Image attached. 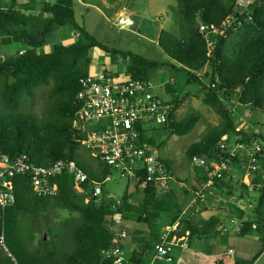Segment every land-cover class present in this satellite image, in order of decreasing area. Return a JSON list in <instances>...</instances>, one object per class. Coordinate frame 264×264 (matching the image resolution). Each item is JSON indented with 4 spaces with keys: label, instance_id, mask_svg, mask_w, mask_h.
<instances>
[{
    "label": "trees",
    "instance_id": "trees-1",
    "mask_svg": "<svg viewBox=\"0 0 264 264\" xmlns=\"http://www.w3.org/2000/svg\"><path fill=\"white\" fill-rule=\"evenodd\" d=\"M176 2L178 35L162 30L158 43L168 57L166 63L114 49L97 41L76 22L74 0L43 3L41 9L48 20L34 31L28 30L32 22L29 13L0 2V44L26 45L25 50L17 51L0 62V153L12 158L25 155L30 164L44 167L58 160L75 161L89 178L82 185L84 192H78L74 189L73 176L64 172L52 179L58 187V194L39 197L33 189L30 172L17 174L12 180L15 201L8 202L4 207L0 205V234L4 232L8 248L5 251L0 247V264H110L103 258L102 252L115 240V234L110 229L111 215L118 211L122 217L132 215L139 222L150 223L161 212L168 211L164 199H157L158 191L154 184L144 179L132 184L129 181L125 193L119 198L109 196L104 179L110 175V168L101 165L89 149V158L98 160L100 169L78 158L83 136L80 130L73 127L81 108L77 96L82 88L80 79L93 75L90 72V53L94 49L129 58V78L149 82V71L164 64L185 72L187 82L200 87L204 103L216 109L223 124L221 128L210 131L202 142L188 148L190 159L195 155L209 160L217 157L220 152L218 145L229 132H234L240 143L258 142L259 148L253 151L260 161V168L252 179L253 188L259 194L258 204L253 210L255 220L241 223L238 235L247 236L255 232L264 247V145L259 143L260 134L236 127L233 110L230 109L231 103L236 101L241 106L264 111V0ZM230 16L241 20V25L235 30L224 28L223 24ZM200 23L214 25L224 33L212 34L207 39L199 31ZM66 25L80 32L85 42L56 45L51 52L39 53L38 49L46 44L47 38ZM209 42L214 45L211 51ZM10 77L15 80L12 85L9 84ZM44 85L49 86L46 95L50 103L43 116L21 111L23 99L34 98L36 89ZM180 105L178 100L174 103L163 127L172 135L184 136L192 132L199 117L190 114L180 121L176 120L175 112ZM141 138L142 142L154 145L152 137L142 134ZM240 162L236 156L230 165ZM166 164L171 171L170 162ZM201 173L199 184L206 179ZM222 180L211 186L210 195L214 189H219ZM94 183H103L102 194L97 200L90 198V186ZM241 184L248 189L247 184ZM131 188L140 197L137 201ZM226 195L227 204L243 213L246 202L231 191H227ZM117 199L121 200V205L114 209ZM55 208L77 212L79 217L62 223V230L58 229L61 232L48 229L56 241L46 240L45 234L36 239L39 230L34 227L35 224L44 213ZM182 222L188 225L189 221ZM212 222V219L207 221L201 229L189 227L190 236L212 233L215 228ZM185 236L186 233H177L176 238L182 240ZM156 237L155 241H159ZM143 256L134 251L127 256V262L149 264Z\"/></svg>",
    "mask_w": 264,
    "mask_h": 264
},
{
    "label": "built area",
    "instance_id": "built-area-1",
    "mask_svg": "<svg viewBox=\"0 0 264 264\" xmlns=\"http://www.w3.org/2000/svg\"><path fill=\"white\" fill-rule=\"evenodd\" d=\"M121 26L134 24L130 17H121L118 20ZM224 28L235 30L241 25V20L230 16L223 24ZM199 31L209 39L212 34L224 32L214 25L200 23ZM214 45L209 42V50ZM81 90L77 98L81 103L78 118L73 127L82 132V145L91 150L99 159L101 165L110 169H119L123 176L133 182L145 180L153 183L157 191H165L170 187L173 175L167 164L155 151V148L142 142L141 135H145L146 129L151 131L155 126L164 125L172 107L165 103L151 90L149 82L143 79L128 78L122 80L112 75L99 73L90 77L81 78ZM226 138V137H225ZM223 138V141L225 140ZM237 138V146L230 152L222 141L218 147L220 152L212 160L200 155L192 157L196 167L202 170L205 181L195 191L193 205L206 201L210 194L211 186L223 179L225 173L231 168V161L236 157L235 150L242 148L249 152L247 160V172L255 174L260 168V161L254 155V150L259 148L258 142L240 143ZM30 172L32 186L39 197H54L58 194V187L52 183L53 177L68 172L73 176L74 189L84 192L82 185L89 178L75 161L58 160L50 166H35L29 163L25 155L10 157L0 153V205L4 207L8 202L15 201L13 192V178L20 173ZM108 175L104 182L110 181ZM103 183H94L90 186V198L96 200L102 194ZM121 200H116L117 209ZM110 229L122 222V215L116 211L110 217ZM114 244L102 252L103 258L110 264H128L127 254L123 249V239L126 231L117 233ZM0 247L5 251L4 232L0 234ZM156 260H171L170 252L172 244L164 238L154 245ZM233 254V250H229Z\"/></svg>",
    "mask_w": 264,
    "mask_h": 264
},
{
    "label": "rangeland",
    "instance_id": "rangeland-1",
    "mask_svg": "<svg viewBox=\"0 0 264 264\" xmlns=\"http://www.w3.org/2000/svg\"><path fill=\"white\" fill-rule=\"evenodd\" d=\"M166 1L167 6L164 7V10L167 12L176 10L178 6L176 0ZM240 4L241 2L239 5ZM146 11V9L142 11L144 15L138 11L136 13L137 20L143 19L146 21L147 18H149L148 15L145 14ZM152 25L154 26V22H152ZM40 26L42 25L39 24L37 28ZM68 26L69 25L64 26L63 30L48 40L47 44H45L43 47H40L38 52H45L44 49L51 51L52 48L50 46L58 39L60 35L64 33V31H66ZM150 31L151 29H149V34L152 33V31ZM169 32L173 35H178L177 27L173 28L170 26ZM140 40L143 43H147V51L145 52L146 56L143 57L150 60L159 61L161 63H166L168 61L167 55L161 50L159 44L156 41L154 43H149L142 37H140ZM19 48L23 50L26 48V45L21 43L12 45L0 44V62L10 56H13L15 52L19 50ZM144 48L145 46L143 44H141L139 47V49ZM148 80L153 93L158 95L171 107L177 100L180 101L181 105L175 112L176 120L180 121L190 114H196L199 117L192 132L184 136L170 134L164 129V125L155 126L151 131H149L150 129H146L145 131L146 137H152L155 140L153 147L155 148L156 154L162 160L170 162L173 173L182 182H185L183 185L179 186L188 187L193 181L194 174L200 171V169L196 168V163L188 156V148L194 143L202 142L210 131L221 128L223 119L217 113L216 109L204 103V93L200 87L197 84H189L187 82L188 77L185 72L173 70L167 65L161 64L156 69L149 71ZM48 89L49 86L45 85L37 88L34 98L23 99L20 110L23 112L32 111L34 114L43 116L48 104L50 103V100L46 95ZM231 104L232 105L230 106V109L233 110V121L236 127L246 132H256L260 134L261 137L259 138V143L264 145V111L241 106L236 101L232 102ZM237 138L238 136L234 132H229L226 135V138L223 142L226 144L227 149L230 152L236 148ZM251 142L254 143L255 140H251ZM235 152L237 154L236 156L240 158L241 162L235 167L232 166L231 169H229V171L226 173L225 177L230 174L232 169L238 166L241 167L237 169L238 172L235 171L237 175L241 176V174L243 175V173L247 172L246 161L250 158L249 152L242 148H237ZM77 155L81 161L88 162L94 168L99 163L95 158H89L90 153L89 150L85 148V146L80 147ZM110 176L111 180L106 182L105 190L114 198L121 197L126 191L128 182L130 181L131 184L133 182V180H128L125 178L119 169H110ZM255 176V174L250 175L251 179L255 178ZM241 183L242 182H240V184L234 182V186L229 187L228 190H232L234 192L236 191L237 193H234V195L246 202L247 207L244 208L242 217H240L238 213L236 216L229 215L223 224L224 231H215L211 234L209 239L203 240L201 242L202 250L200 252L194 254L190 252L188 247L183 248L176 246L173 247L172 252L170 253L172 260L165 259L161 260L159 263L201 264L202 262L203 264H236L237 262H241L244 264H264V247L262 245L261 238L255 232H252L247 236L238 235L240 224L242 222H248L255 216L253 214V210L257 206L259 199V194L255 188H253L252 191H247L246 187L242 186ZM209 197L220 207L224 208L226 205V193H221L219 190L214 189L211 195L209 194ZM78 217L79 213L77 212H70L66 209L59 208L49 209L40 217L38 223H36L34 226L39 230V232L36 233V239L41 238L42 234H45L46 240L56 241L55 238L50 236L48 229L51 228L54 231L56 230L57 232H61L62 223L74 219L76 220ZM155 229L156 228L153 229L154 232ZM229 248H233L235 250L234 256L227 254ZM179 255L180 257H177Z\"/></svg>",
    "mask_w": 264,
    "mask_h": 264
},
{
    "label": "crops",
    "instance_id": "crops-1",
    "mask_svg": "<svg viewBox=\"0 0 264 264\" xmlns=\"http://www.w3.org/2000/svg\"><path fill=\"white\" fill-rule=\"evenodd\" d=\"M0 2L7 7L29 13L32 22L28 30L34 31L39 24L42 25L48 20V17L42 12V4H54L56 0H0ZM166 6V0H74L76 22L87 30L97 41L114 49L129 51L140 56H146L145 52L147 51V43L141 42L140 37L147 40L149 43H154L155 41L159 43L158 41L162 30L169 32L170 26L173 28L177 27L178 29L177 8L167 15V11L164 10ZM145 9L149 13V18H147L148 21H144L143 19L137 20L136 13L138 11L142 13ZM142 14L144 15V13ZM121 17H130L133 19L134 24L131 26H121L118 23ZM152 22H154V26ZM63 28L64 27H61L55 30L47 38L46 44L48 40L53 38L58 32L63 30ZM149 29L152 31L150 34ZM84 42L85 39L82 34L69 25L66 31H64L50 47L52 51L56 45L68 46L72 44H83ZM141 44L145 46L144 49H139ZM25 49L26 48L23 50ZM21 50L22 49L19 48L18 51ZM44 51L45 52L40 53L51 52L45 49ZM90 58L92 59L90 72L93 75L105 73L107 75L118 76L122 80H127L129 78V75H127L128 65L131 63L129 58H124L116 53L105 52L99 49L92 50ZM232 166L235 167L237 164ZM240 167L241 166H238L232 169L230 174L224 177L219 183L220 187L217 190L221 193H227V191L237 193L236 191L228 190V188L231 186L233 187L234 182L239 184L242 182L247 184V191H252V179L248 172L243 173L241 171L243 173L241 176L235 173V171L238 172L237 169ZM97 168L100 169L99 163L95 169ZM171 172L173 180L170 183L169 189L157 193V199H164L168 211L161 212L160 215L152 219L150 223L139 222L135 216L128 215L122 217V222L119 226L114 227L113 232L115 234V239L118 237L117 233L122 230L126 231V237L123 239V246L128 257L129 254L136 251L143 254V258L149 261V264H160L159 262L161 260H156L154 257V245L159 242L161 238L171 243L172 249L176 246L183 248L188 247L190 252L196 254L202 250L201 242L203 240L209 239L211 234L215 231H224L223 224L229 215L236 216L238 213L240 217H242V213L230 207L227 202L223 208L218 206L210 197L206 201L193 205V197L196 189H198L200 185L199 179L202 177L201 170L194 174L193 181L188 187H180L179 185H183L185 182H182L172 170ZM131 192L133 198L137 201L140 197L134 188H131ZM211 219L213 220L212 223L215 225V228L211 230L212 233L190 236V232H188L189 227L195 230L201 229L205 226V223ZM183 220H188V225H183ZM253 220H255V216L249 221ZM154 228H156L155 232L153 230ZM177 233L181 235L186 233V236L184 239L178 240L176 238ZM156 236L159 237V241H155L157 238ZM230 249L234 251L233 254L229 253ZM227 254L234 256L235 250L229 248ZM177 257H180V255ZM201 264L203 263L201 262Z\"/></svg>",
    "mask_w": 264,
    "mask_h": 264
},
{
    "label": "water",
    "instance_id": "water-1",
    "mask_svg": "<svg viewBox=\"0 0 264 264\" xmlns=\"http://www.w3.org/2000/svg\"><path fill=\"white\" fill-rule=\"evenodd\" d=\"M145 14L148 15V17H149V13H148V11H146ZM14 81H15V80L12 79L11 77L9 78V84H10V85H12V83H13ZM45 239H46V238H45Z\"/></svg>",
    "mask_w": 264,
    "mask_h": 264
}]
</instances>
